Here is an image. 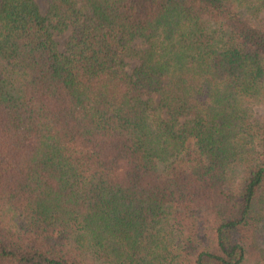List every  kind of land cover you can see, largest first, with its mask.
<instances>
[{
	"label": "trees",
	"instance_id": "trees-1",
	"mask_svg": "<svg viewBox=\"0 0 264 264\" xmlns=\"http://www.w3.org/2000/svg\"><path fill=\"white\" fill-rule=\"evenodd\" d=\"M262 19L0 0V264H264Z\"/></svg>",
	"mask_w": 264,
	"mask_h": 264
},
{
	"label": "rangeland",
	"instance_id": "rangeland-1",
	"mask_svg": "<svg viewBox=\"0 0 264 264\" xmlns=\"http://www.w3.org/2000/svg\"><path fill=\"white\" fill-rule=\"evenodd\" d=\"M36 2V4L38 5L39 9L41 10V12L43 14H45L46 10H47V7H48V1L49 0H34ZM262 21H264V19H262ZM260 24H264V22H261ZM68 37V32H64L62 34H57L55 33L54 34V39L58 45V49L60 51H64V44H65V41ZM129 62V61H128ZM134 66V63L133 62H129V68H132ZM254 113H255V119H258V120H262L264 118V108H261V107H255L253 109Z\"/></svg>",
	"mask_w": 264,
	"mask_h": 264
}]
</instances>
